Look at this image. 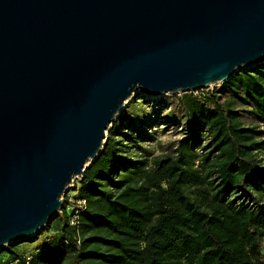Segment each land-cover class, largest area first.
Masks as SVG:
<instances>
[{"label":"water","instance_id":"95a60500","mask_svg":"<svg viewBox=\"0 0 264 264\" xmlns=\"http://www.w3.org/2000/svg\"><path fill=\"white\" fill-rule=\"evenodd\" d=\"M264 63V0H0V251L36 237L134 92Z\"/></svg>","mask_w":264,"mask_h":264},{"label":"trees","instance_id":"16d2710c","mask_svg":"<svg viewBox=\"0 0 264 264\" xmlns=\"http://www.w3.org/2000/svg\"><path fill=\"white\" fill-rule=\"evenodd\" d=\"M124 113L139 140L161 124L181 137L139 169L108 138L59 215L0 264H264V63Z\"/></svg>","mask_w":264,"mask_h":264},{"label":"rangeland","instance_id":"374dc122","mask_svg":"<svg viewBox=\"0 0 264 264\" xmlns=\"http://www.w3.org/2000/svg\"><path fill=\"white\" fill-rule=\"evenodd\" d=\"M220 84L221 83L210 85L206 88L195 90L193 92L195 94L201 93L202 91L205 92L207 90L213 89L214 87H219ZM180 94L181 93H175L150 97L136 91L133 93L127 107L131 104L132 100H142V102L145 101L146 103H150V105H153V108L156 109L161 105L170 103L173 97L179 96ZM127 107L124 109V111L127 109ZM124 111L118 114L114 122L107 130L105 140L107 142V139L111 138L112 140L118 142L125 154L136 162L137 169L148 166L153 157L169 153L174 148L175 141L181 137V134L177 133L178 129L176 127L172 126L171 124H161L160 126L150 127L146 130L147 135L151 138L147 139L146 141L139 140L135 132H133L127 126L125 118H127L129 115L127 116ZM261 131L262 137H264V125L261 126ZM76 180H78V178H76L70 184L69 189L74 185ZM68 191L62 196V201ZM71 195L72 194H69V198H71Z\"/></svg>","mask_w":264,"mask_h":264},{"label":"bare ground","instance_id":"6f19581e","mask_svg":"<svg viewBox=\"0 0 264 264\" xmlns=\"http://www.w3.org/2000/svg\"><path fill=\"white\" fill-rule=\"evenodd\" d=\"M129 101H130V99L126 103H128Z\"/></svg>","mask_w":264,"mask_h":264}]
</instances>
